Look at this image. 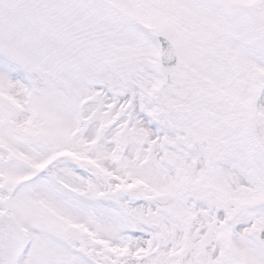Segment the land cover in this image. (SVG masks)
<instances>
[{
	"label": "snow or ice",
	"instance_id": "6c2138e0",
	"mask_svg": "<svg viewBox=\"0 0 264 264\" xmlns=\"http://www.w3.org/2000/svg\"><path fill=\"white\" fill-rule=\"evenodd\" d=\"M0 264H264V0H0Z\"/></svg>",
	"mask_w": 264,
	"mask_h": 264
}]
</instances>
